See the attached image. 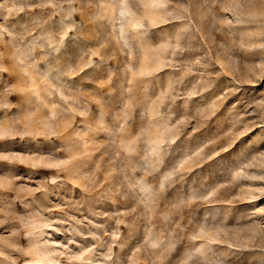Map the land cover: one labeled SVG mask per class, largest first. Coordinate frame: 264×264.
I'll return each instance as SVG.
<instances>
[{
  "label": "rangeland",
  "instance_id": "374dc122",
  "mask_svg": "<svg viewBox=\"0 0 264 264\" xmlns=\"http://www.w3.org/2000/svg\"><path fill=\"white\" fill-rule=\"evenodd\" d=\"M0 264H264V0H0Z\"/></svg>",
  "mask_w": 264,
  "mask_h": 264
}]
</instances>
